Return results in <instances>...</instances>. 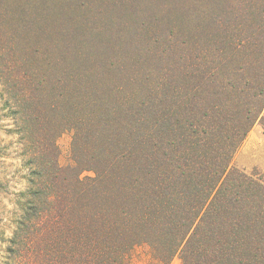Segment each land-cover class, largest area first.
<instances>
[{
  "label": "trees",
  "instance_id": "obj_1",
  "mask_svg": "<svg viewBox=\"0 0 264 264\" xmlns=\"http://www.w3.org/2000/svg\"><path fill=\"white\" fill-rule=\"evenodd\" d=\"M248 49L244 43H223L217 51L231 56L194 69L193 98L200 90L235 94L233 101L211 107L174 96L170 77L142 101L112 105L110 99L91 98L74 79H58V86L49 76L35 83L30 75L9 77L2 70V84L15 90V115L24 124L20 131L33 144L29 191L12 241L28 237L37 245L42 234L53 247L66 240L61 224L73 209V187L81 186L76 189L82 198L121 200L127 207H112L101 217L105 222L97 226L92 262L103 256L106 264H129L130 249L147 242L163 262L180 252L183 264H264V173L249 174L232 164L254 124L264 122V70L256 83H216L242 61L237 53ZM50 87L56 92L49 94ZM51 117L61 131L75 130L76 160L85 150L77 148L81 141L93 146L88 151L93 176L68 180L67 168L58 162L55 133L46 134ZM79 264L86 262L81 258Z\"/></svg>",
  "mask_w": 264,
  "mask_h": 264
},
{
  "label": "rangeland",
  "instance_id": "obj_2",
  "mask_svg": "<svg viewBox=\"0 0 264 264\" xmlns=\"http://www.w3.org/2000/svg\"><path fill=\"white\" fill-rule=\"evenodd\" d=\"M226 42L248 44L249 49L237 53L236 57L242 61L228 72L223 71L226 74L220 75L216 83L230 86L237 80V84L242 80L261 81L264 0H0V72L5 71L9 77L18 73L30 75L35 83L42 76H49L58 86V79H74L79 89L91 91V98L110 99L112 105L142 101L145 93L150 91L153 95L169 77V89L184 101H200L201 106L209 107L229 102L230 97L233 101L234 93L218 89L212 90L216 94L200 90L195 98L190 95L195 68L232 55L229 51H217ZM55 62L58 64L51 67ZM239 64H242L240 69ZM209 65L203 69H210L213 64ZM14 91L11 85L2 84L0 76V120L10 121L0 124V129L13 137L7 141L0 139V225L3 226L0 241L8 245L6 249L0 247V261L79 264L83 258L86 264H106L103 256L100 261L92 262L97 226L99 222L103 226L105 221L100 219L106 218L112 207L119 211L127 207L121 200L110 203L105 198L96 201L82 198L77 190L81 186L73 187V209L61 224L62 232L69 235L66 240L62 237L50 247L43 242L42 234L38 235L37 245H31L28 237L17 244L12 241L13 236L5 237V228L12 229L14 235L23 212L33 146L29 134L20 131L24 124L15 115ZM55 92L49 88V94ZM49 123V130L44 131H50L46 134L52 136L55 133L58 162L67 168L68 180L72 182L75 175L93 176L94 172L88 170V151L93 146L81 141L77 148L85 150L79 151L76 160L75 130L61 131L62 125L53 117ZM232 164L249 174L264 173L263 120H258L249 131ZM9 204L13 206L9 208ZM81 221L86 225L82 226ZM129 264H183V260L178 252L163 262L149 243L141 242L130 249Z\"/></svg>",
  "mask_w": 264,
  "mask_h": 264
},
{
  "label": "clouds",
  "instance_id": "obj_3",
  "mask_svg": "<svg viewBox=\"0 0 264 264\" xmlns=\"http://www.w3.org/2000/svg\"><path fill=\"white\" fill-rule=\"evenodd\" d=\"M9 123H10V121L7 118H4V119L0 120V124H9ZM0 139L7 141V140L13 139V137L8 136L2 129H0ZM12 163H15V161H12ZM5 203H7V200H5ZM12 206L13 205H11V204L8 205L9 208H11ZM0 227H3V226L0 225ZM4 235H5L6 238L10 239L13 236V230L10 229V228H5L4 229ZM7 246L8 245L5 242L0 241V247L6 249ZM0 264H3V262L0 261Z\"/></svg>",
  "mask_w": 264,
  "mask_h": 264
}]
</instances>
